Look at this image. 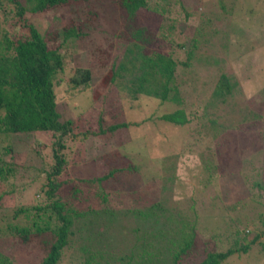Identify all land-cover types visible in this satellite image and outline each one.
I'll list each match as a JSON object with an SVG mask.
<instances>
[{
    "label": "rangeland",
    "instance_id": "rangeland-1",
    "mask_svg": "<svg viewBox=\"0 0 264 264\" xmlns=\"http://www.w3.org/2000/svg\"><path fill=\"white\" fill-rule=\"evenodd\" d=\"M152 1L151 10L139 13L140 23L152 31L159 23L164 32L165 24L173 23L174 30L163 48L168 52L173 44L178 60L183 61L187 50L193 49L190 65L178 70L183 108L192 114L190 123L175 126L161 121L159 117L175 111V105L143 95L131 100L126 90L116 85H109L96 96L100 79L121 58L124 48L119 44L117 11L110 9L109 0L94 1L89 4L90 11L96 12L98 19L88 27L83 40L64 45L65 69L55 89L61 118L74 120L77 132L90 134L87 139L76 136L69 142L59 180L77 188L69 207L77 211L107 207L121 214L129 210L121 223L128 228L135 226L131 210L160 202L172 221L170 224L158 218L157 228L178 231L193 226L195 247L182 262L193 264L204 258L206 251L223 250L233 241L236 229L247 231V222H251L248 228L254 229L253 235L261 228L264 14L259 8L264 9V0H180L171 14L162 11L166 0ZM254 6L262 16L256 17ZM250 8L253 14H244ZM88 12L85 6L62 8L35 16L33 24L41 33L58 31L62 20L84 22ZM75 68L91 71L90 86L75 91L66 86ZM222 74L235 83V90L223 100L212 101L214 86ZM125 122L127 128L100 132L110 124ZM51 144V135L42 132L0 134V167H15L14 177L0 184V252L11 255L13 264H37L44 253L37 245L24 246L14 240L8 226L24 222L22 217L12 218L15 209L45 204L46 187L42 186L46 184L45 170L53 162ZM3 148H10L9 153L4 154ZM127 164L136 171L125 172ZM110 167L119 168L113 179L101 186L86 184L104 176ZM111 229L117 232L119 227ZM124 237L122 243L127 247L134 243L133 233ZM261 241L264 238L256 245ZM160 242L164 244L165 239ZM66 259L59 264H69ZM247 262V255H236L229 264ZM248 264L256 262L253 259Z\"/></svg>",
    "mask_w": 264,
    "mask_h": 264
},
{
    "label": "trees",
    "instance_id": "trees-1",
    "mask_svg": "<svg viewBox=\"0 0 264 264\" xmlns=\"http://www.w3.org/2000/svg\"><path fill=\"white\" fill-rule=\"evenodd\" d=\"M94 1L101 0H0V134L47 133L52 139L53 160L49 170H45L46 184L42 186L46 187L45 204L15 209L12 218L22 217L24 222L22 225L10 224L8 231L20 244L37 245L44 252L37 264H59L64 258L68 259L66 262L69 264H182L195 247L194 228L183 226L178 231L157 228L160 223L158 218L170 224L172 221V215L160 202L146 209L131 210L135 226L128 228L121 223L129 210L121 214L107 207L85 211L69 207V199L76 196L77 188L59 180L66 166L65 151L69 148V142L75 140L76 136L87 139L90 134L77 132L78 126L74 120L61 118L55 89L61 83L60 75L65 69L64 45L83 40L88 27L98 19L99 15L90 11L89 4ZM109 1L110 9L117 11L120 17L122 30H119V44L124 51L100 79L94 93L99 96L112 84L119 89L124 88L131 100H138L143 95L161 103H171L176 110L161 115L159 119L175 126L188 125L192 114L183 108L178 70L180 66L190 65L194 59L193 49L187 50L183 61L178 60L172 51L173 44L168 52L163 48L174 30L173 23L165 24L166 32L159 23L156 31L140 23L139 13L151 10L149 3L152 0ZM166 1L168 4H165V10L162 8L163 13L171 14V9L174 7L176 11L177 5L181 4L180 0ZM81 6L89 11L88 19L84 22L69 18L62 20L60 30L45 33H41L33 24L35 16ZM254 9L257 10L255 6ZM254 9H247L244 14H253ZM259 10L264 14L263 8ZM256 13L257 18L258 15L262 16L258 10ZM256 23L260 28L261 24ZM160 30L162 33H158ZM193 45L195 47V41ZM180 47L186 48L185 45ZM91 81L90 70L75 68L66 86L75 91L90 86ZM234 86L229 77L220 75L211 100H223L230 96L235 90ZM126 126V122L114 126L110 124L106 129L100 128V132L113 133ZM3 149L4 154L10 151V148ZM2 166L0 184L8 183L9 177L15 174V167L10 164ZM118 169L110 167L104 176L92 182L86 181V184L97 183L101 186L113 179ZM129 169L132 173L136 171L135 167L130 168V164H127L125 172H129ZM259 223L261 228L257 234L253 235L254 229L248 228L251 222H247V231L236 229L233 241L226 244L223 250L206 251L204 258L193 264H229L236 255H247L248 262L254 259L256 264H264V241L256 245L258 240L264 238V215L260 216ZM115 226L119 227L117 232L111 229ZM123 230L126 231L124 235ZM128 233L135 235L134 243L129 247L122 243ZM250 234L253 235L251 240ZM163 239L164 244L160 242ZM169 244L171 247L164 249ZM12 260L11 255L0 252V264H13Z\"/></svg>",
    "mask_w": 264,
    "mask_h": 264
}]
</instances>
